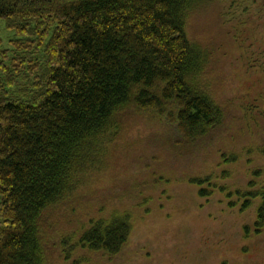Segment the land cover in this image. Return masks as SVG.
Listing matches in <instances>:
<instances>
[{"label": "trees", "instance_id": "1", "mask_svg": "<svg viewBox=\"0 0 264 264\" xmlns=\"http://www.w3.org/2000/svg\"><path fill=\"white\" fill-rule=\"evenodd\" d=\"M211 1L0 0V20L14 35L11 49L0 48V264H47L46 215L69 210L104 168L120 129L115 114L160 118L179 146H200L226 124L205 80L209 54L186 33L190 14ZM20 81L26 88L15 93ZM210 180L191 182L200 196L236 199L229 206L256 202L254 227L264 228V181L230 190ZM130 229L126 215L114 214L59 246L116 255Z\"/></svg>", "mask_w": 264, "mask_h": 264}, {"label": "rangeland", "instance_id": "2", "mask_svg": "<svg viewBox=\"0 0 264 264\" xmlns=\"http://www.w3.org/2000/svg\"><path fill=\"white\" fill-rule=\"evenodd\" d=\"M186 33L209 54L205 80L226 124L200 146H179L160 118L135 109L115 114L120 129L104 168L75 194L69 210L46 215L47 264H264L256 202L242 210L239 200L229 206L236 199L224 193L200 196L201 187L191 182L210 175V182L233 190L264 181V0H212L190 14ZM13 38L0 20V48L11 49ZM24 87L20 81L14 92ZM231 153L237 160L226 163ZM255 170L260 176L251 175ZM114 214L126 215L131 225L116 255L60 248V238Z\"/></svg>", "mask_w": 264, "mask_h": 264}]
</instances>
